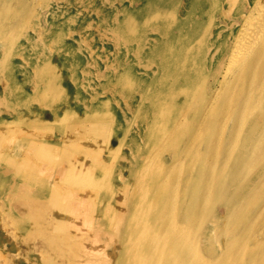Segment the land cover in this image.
I'll return each mask as SVG.
<instances>
[{"label": "rangeland", "instance_id": "374dc122", "mask_svg": "<svg viewBox=\"0 0 264 264\" xmlns=\"http://www.w3.org/2000/svg\"><path fill=\"white\" fill-rule=\"evenodd\" d=\"M231 10L222 0H0V264H98L115 242L124 245L103 235L94 246L98 218L92 232L86 222L91 201L75 203L81 214L68 222L82 227L65 232L53 206L64 197L50 189L74 198L98 195L109 208L110 188L99 195L92 182L111 173L120 200V188L139 167L134 156L151 148L149 128L160 122L166 94L189 87L191 71L202 67L180 66L198 37L192 31L227 29ZM155 174L137 171L136 190ZM124 201L118 209L128 207ZM100 214L113 227L127 222ZM185 234L198 243L204 229Z\"/></svg>", "mask_w": 264, "mask_h": 264}, {"label": "bare ground", "instance_id": "6f19581e", "mask_svg": "<svg viewBox=\"0 0 264 264\" xmlns=\"http://www.w3.org/2000/svg\"><path fill=\"white\" fill-rule=\"evenodd\" d=\"M222 1L232 9L231 26L223 31L220 27L192 31L198 37L180 66L190 69L201 63L202 67L191 71L189 87L166 94L165 102L175 100L162 101L160 122L149 128L151 148L134 156L139 167L120 188L122 198L109 183L111 173L92 182L99 195L110 188L109 208L98 195L74 198L63 190L57 194L55 186L50 189L54 196L64 197L53 206L65 232L82 227L78 221L68 222L69 215L80 210L75 203L91 201L86 222L92 232L98 218L96 239L89 233L94 246L103 235L111 242L125 240L124 245L115 242L112 252L99 256L98 264H264V0ZM257 14L262 17L246 34V26ZM183 135L187 137L182 140ZM167 151L172 155L159 161V155ZM155 154L156 162L149 163ZM149 168L156 173L150 177L152 183L136 190L137 171ZM32 170L40 173L38 167ZM125 197L128 207L118 209L119 204H126ZM219 205L223 206L220 212ZM139 209L132 224L129 219ZM62 211L67 213L64 217ZM100 211L127 222L117 220L113 227ZM196 226L204 234L193 243L185 233Z\"/></svg>", "mask_w": 264, "mask_h": 264}, {"label": "crops", "instance_id": "0c3cea01", "mask_svg": "<svg viewBox=\"0 0 264 264\" xmlns=\"http://www.w3.org/2000/svg\"><path fill=\"white\" fill-rule=\"evenodd\" d=\"M54 183H55V182H54ZM54 190H55L56 193H58V192H59L60 190H62V189L55 187Z\"/></svg>", "mask_w": 264, "mask_h": 264}]
</instances>
